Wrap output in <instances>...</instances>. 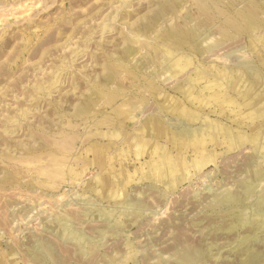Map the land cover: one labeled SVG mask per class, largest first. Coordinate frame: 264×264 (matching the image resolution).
I'll list each match as a JSON object with an SVG mask.
<instances>
[{
    "label": "rangeland",
    "instance_id": "374dc122",
    "mask_svg": "<svg viewBox=\"0 0 264 264\" xmlns=\"http://www.w3.org/2000/svg\"><path fill=\"white\" fill-rule=\"evenodd\" d=\"M0 264H264V0H0Z\"/></svg>",
    "mask_w": 264,
    "mask_h": 264
},
{
    "label": "bare ground",
    "instance_id": "6f19581e",
    "mask_svg": "<svg viewBox=\"0 0 264 264\" xmlns=\"http://www.w3.org/2000/svg\"><path fill=\"white\" fill-rule=\"evenodd\" d=\"M175 2V1H174ZM172 39V38H171ZM135 51V49L133 48V47H129V48H127L126 49V53L127 54H132L133 52ZM111 80H113V73H109L108 75H107V77H106V79H105V81L106 82H109V81H111ZM110 91V90H109ZM121 93V92H120ZM96 94H94L93 96H95ZM99 99H101V98H99ZM180 107V106H179ZM118 111H120V110H118ZM122 111H123V113L124 114H126L127 113V117L129 116V114H132V110H130V108H128V107H123V109H122ZM158 123V122H157ZM164 125V124H163ZM157 127V126H156ZM164 127V126H163ZM157 129V128H156ZM165 129V128H164ZM160 131V130H159ZM148 132L150 133L151 132V124L149 125V127H148ZM161 132V131H160ZM162 133V132H161ZM159 134V133H158ZM206 138V137H205ZM204 138V139H205ZM151 139V138H150ZM203 139V137L201 136L200 138H197V139H193V140H191V142H192V144L193 145H195V146H198V144L199 145H202V144H204V140ZM145 140H141V142H140V144H144V146H147V144L149 143V142H146ZM204 146V145H203ZM199 147V146H198ZM202 147V146H201ZM57 165H58V163H56ZM56 171V170H55ZM55 171L53 170V172H54V174H55ZM44 172H45V174L46 173H48V172H51L52 173V171H50V170H45V171H43L42 173L44 174Z\"/></svg>",
    "mask_w": 264,
    "mask_h": 264
}]
</instances>
